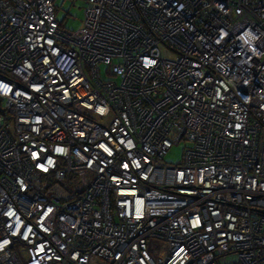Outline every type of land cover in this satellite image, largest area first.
<instances>
[{"label": "built area", "instance_id": "obj_1", "mask_svg": "<svg viewBox=\"0 0 264 264\" xmlns=\"http://www.w3.org/2000/svg\"><path fill=\"white\" fill-rule=\"evenodd\" d=\"M55 1L0 0V264H264V0Z\"/></svg>", "mask_w": 264, "mask_h": 264}, {"label": "rangeland", "instance_id": "obj_2", "mask_svg": "<svg viewBox=\"0 0 264 264\" xmlns=\"http://www.w3.org/2000/svg\"><path fill=\"white\" fill-rule=\"evenodd\" d=\"M56 15L61 25L70 30H77L80 28L86 8V0H56ZM104 73H106V66H103ZM185 142L175 144L166 154V160L170 163H179L183 159ZM232 259H237V256H230L229 262Z\"/></svg>", "mask_w": 264, "mask_h": 264}]
</instances>
